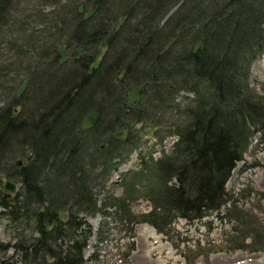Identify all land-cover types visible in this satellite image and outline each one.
I'll return each mask as SVG.
<instances>
[{
	"label": "trees",
	"instance_id": "16d2710c",
	"mask_svg": "<svg viewBox=\"0 0 264 264\" xmlns=\"http://www.w3.org/2000/svg\"><path fill=\"white\" fill-rule=\"evenodd\" d=\"M263 55L264 0H0V213L37 231L3 244L4 264H86L112 229L129 234L133 264L136 224L168 236L223 210L236 224L222 249L264 251V223L227 188L264 145L251 83ZM169 137L171 151L120 172ZM116 172L121 195L107 188Z\"/></svg>",
	"mask_w": 264,
	"mask_h": 264
},
{
	"label": "rangeland",
	"instance_id": "374dc122",
	"mask_svg": "<svg viewBox=\"0 0 264 264\" xmlns=\"http://www.w3.org/2000/svg\"><path fill=\"white\" fill-rule=\"evenodd\" d=\"M40 68L45 69V66L40 65ZM251 73V83L264 101V55L255 61ZM175 140V137L167 138L162 147L153 146V141L149 142L151 144L140 147L130 156L128 162L122 165L120 172L135 168L140 161L141 154L153 151L155 156H159L163 150L171 151ZM112 179L118 181L109 182L107 188L121 195L123 188L119 172L114 173ZM8 182L15 185V190L8 192L13 193L19 190L20 185L15 179L10 178ZM227 188L229 192H232L233 199L239 206L246 209L252 208L264 223V145L257 146L254 141L244 159L238 162L228 181ZM133 209L136 212L148 211L151 205L148 201L140 200L133 206ZM223 211L215 212L191 223L180 218L173 223L168 236L159 233L148 223L136 224L134 231L136 249L130 256L131 262L133 264H189L186 259L188 255L192 258V264H264L263 250L226 251L222 249L228 245L225 238L236 224L235 221H228L226 217L222 220L220 215ZM88 219L97 230L102 217L97 215ZM18 233L21 234L20 237ZM35 236H37V231L33 217L22 218L18 225L10 223L0 213V247L3 244L15 242L18 237L29 243ZM130 240L128 233L114 229L107 232L102 242L96 235H93L85 250L86 264H121L122 252L127 251ZM98 242L99 249L95 251ZM94 252L97 257H92ZM12 255L13 249H9L6 253L0 250V263L4 264L6 260H10Z\"/></svg>",
	"mask_w": 264,
	"mask_h": 264
},
{
	"label": "water",
	"instance_id": "95a60500",
	"mask_svg": "<svg viewBox=\"0 0 264 264\" xmlns=\"http://www.w3.org/2000/svg\"><path fill=\"white\" fill-rule=\"evenodd\" d=\"M5 189H6L7 191H14V190H15V185H14L13 183H11V182H8V183L6 184Z\"/></svg>",
	"mask_w": 264,
	"mask_h": 264
}]
</instances>
